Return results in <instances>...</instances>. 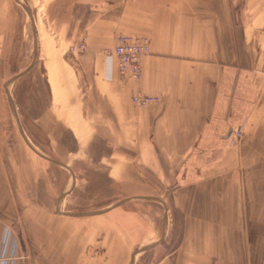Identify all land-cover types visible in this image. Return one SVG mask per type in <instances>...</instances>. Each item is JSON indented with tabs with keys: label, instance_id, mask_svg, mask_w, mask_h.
<instances>
[{
	"label": "crops",
	"instance_id": "crops-1",
	"mask_svg": "<svg viewBox=\"0 0 264 264\" xmlns=\"http://www.w3.org/2000/svg\"><path fill=\"white\" fill-rule=\"evenodd\" d=\"M101 1L118 5L119 18L107 12L75 22L88 32V49L111 48L126 23L149 37L150 53L132 84L121 82L115 60L93 54L103 68L95 73L100 87L89 103L96 107L88 114L91 139L87 144L68 125L75 148L52 136L54 160L73 163V169L86 161L108 162L107 179L140 186L133 192L140 201H160L165 214L173 212L181 236L162 264H264V0ZM15 13L10 0H0V192L7 150L2 139L15 138L17 131L4 128L2 112ZM60 63L52 70L59 78L66 70ZM45 70L53 97L57 82ZM133 92L158 101L137 107ZM78 110L83 132V100ZM239 128L242 135L235 139ZM95 138H105L109 149L95 154ZM76 175L71 180L78 181ZM8 224L0 214V247L9 230L11 258L21 242ZM8 264H17L16 257Z\"/></svg>",
	"mask_w": 264,
	"mask_h": 264
},
{
	"label": "rangeland",
	"instance_id": "rangeland-1",
	"mask_svg": "<svg viewBox=\"0 0 264 264\" xmlns=\"http://www.w3.org/2000/svg\"><path fill=\"white\" fill-rule=\"evenodd\" d=\"M10 1L12 9H16L15 35L2 75V81L6 82L2 112L7 120L4 128L17 131L15 138L2 139L7 150L1 155L4 176L0 214L18 234L21 250L19 247L11 258L6 256L5 263L16 257L17 264H162L177 247L181 236L175 226V214L169 209L168 215L165 214L160 201H140V195L133 194L140 186L107 179L108 162L86 161L81 163L83 168L73 169V163L66 166L55 161L56 145L52 138L59 136L62 145L75 148L71 126L89 144L88 114L89 110L93 114L96 110L89 103L95 99V87H100L95 73L103 68V61L100 63L93 54L103 55L106 60L105 52L113 49L120 35L145 36L148 40L149 37L133 32L122 23V29L114 33L111 48L90 51L88 32L84 33V27L74 23L84 24L95 16L104 17L107 12L116 18L120 14L118 5L109 8L110 5L100 0ZM114 22L119 24V20ZM111 60L117 64L115 58L106 62ZM60 61L66 67L62 72L59 69L61 78L52 72ZM45 66L57 82L55 85L53 81V97ZM117 71L121 82L132 84L140 80L124 79L118 68ZM100 89L103 93V88ZM133 96L150 95L133 92L132 104L142 107L146 105L135 104ZM81 100L85 113L83 132L77 126L76 117ZM237 130L242 135V129ZM99 132L105 133V130ZM240 137L234 135L235 139ZM92 143L95 154L106 152L110 147L105 138H95ZM115 146L126 150L121 145ZM75 172L78 181L71 180ZM121 201L122 204L110 209ZM97 210L105 212L88 214Z\"/></svg>",
	"mask_w": 264,
	"mask_h": 264
},
{
	"label": "built area",
	"instance_id": "built-area-1",
	"mask_svg": "<svg viewBox=\"0 0 264 264\" xmlns=\"http://www.w3.org/2000/svg\"><path fill=\"white\" fill-rule=\"evenodd\" d=\"M149 40L145 36L120 35L113 49L105 52L107 59L115 58L117 68L122 78L138 80L141 78V61L145 55L149 53ZM157 97L152 96H133V102L139 105H147L156 102ZM235 137H240L241 131L235 132ZM10 232L3 236L2 247L0 250V264H6L7 246L9 242Z\"/></svg>",
	"mask_w": 264,
	"mask_h": 264
},
{
	"label": "water",
	"instance_id": "water-1",
	"mask_svg": "<svg viewBox=\"0 0 264 264\" xmlns=\"http://www.w3.org/2000/svg\"><path fill=\"white\" fill-rule=\"evenodd\" d=\"M31 21H32V19H31ZM32 27H33V29H34V22L32 21ZM35 31V30H34ZM16 77H18L17 75L14 77V78H16ZM123 203V201H121V202H118V203H116L115 205H113V206H111V208L110 209H112V208H114V207H116V206H118V205H120V204H122ZM103 212H105V210H97V211H91V212H89L88 214H96V213H103ZM78 214V213H77ZM77 214H71V215H77ZM142 249H144V248H142Z\"/></svg>",
	"mask_w": 264,
	"mask_h": 264
}]
</instances>
